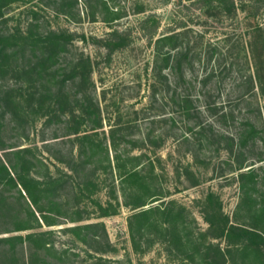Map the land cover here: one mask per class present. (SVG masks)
<instances>
[{
  "label": "rangeland",
  "instance_id": "obj_1",
  "mask_svg": "<svg viewBox=\"0 0 264 264\" xmlns=\"http://www.w3.org/2000/svg\"><path fill=\"white\" fill-rule=\"evenodd\" d=\"M178 1L0 0V163L13 166L17 182L21 171L49 188V199L40 206L52 223L41 219L20 183L0 182V264H206L201 253L191 258L178 248L164 229L151 228L141 250L134 248L129 218L137 209L124 204L116 170L103 154L91 162L79 156L75 133L93 124L70 114L72 108L81 113V102L71 97L76 92L87 93L98 106L102 124L91 132L98 131L96 140L103 147L110 146L114 128L125 135L123 147L155 161L164 196L154 205L171 199L185 205L196 219L186 230L202 243L219 242L226 250L225 264H264V248L256 261L254 251L242 257L236 245L213 238L203 212L209 202L229 224L264 233V5L236 0L232 14L216 9L200 17L192 13L193 20L178 29H183L181 46L190 49V83L178 86L192 96L188 116L185 103L174 96L179 80L174 71L166 69L165 80L153 77V46L139 30L141 19L154 14L161 20L159 31H167L182 19ZM114 28L128 30L132 41L108 57L91 36L103 37ZM51 32L65 33L66 39L60 76L65 83L59 81L52 90L29 71L37 63L33 49ZM88 58L91 76L82 81L78 71L87 72ZM73 65H79L76 79H70ZM60 88L70 94L69 104L59 98L63 95L57 97ZM251 124L256 132L249 130ZM140 132L161 135L165 142L138 148L133 143ZM21 150L28 158L22 167ZM113 155L110 149L111 160ZM243 173L251 175L243 177L249 204L243 201ZM34 232H44L46 247L20 242Z\"/></svg>",
  "mask_w": 264,
  "mask_h": 264
},
{
  "label": "trees",
  "instance_id": "obj_2",
  "mask_svg": "<svg viewBox=\"0 0 264 264\" xmlns=\"http://www.w3.org/2000/svg\"><path fill=\"white\" fill-rule=\"evenodd\" d=\"M253 1L256 6L260 4L264 5V0ZM176 6H178L177 9L179 10V13L183 14L182 19L180 17L175 19L172 25H168L167 31H159L161 20L154 14H150L141 19L139 22V30L143 33L150 45L153 46V77L165 80L167 79V76L164 71L168 68L174 71L175 76L180 80V82L178 80L176 85H174V96L176 99L179 98L185 103V106L182 108L189 116L192 110V107L189 106V103L192 104V96L185 91H180L178 86L181 87L182 84L186 82L190 83L187 79V70H191L192 68L190 67L191 62L187 60L190 56V49H183L181 46L180 37L183 34V29L180 31H178V29L186 26L188 20H193L191 17L192 13L197 12L198 17H200L201 15L199 14H204L206 13L205 11L216 9L232 14L236 8V0H189L188 3L179 0ZM180 11H183V13ZM70 37H73V34ZM91 38L92 43L107 49L108 57H111L112 53L116 50L129 46L132 41L131 33L128 30L118 28H114L103 37L91 36ZM83 39L88 41V38L85 35H83ZM65 42V33L51 32L46 40H41L42 45L39 48L33 49L32 52L33 56H36L37 63L31 67L29 71L33 73L38 80L46 81L47 83L49 82V89L51 90L53 89V85L58 86L59 81H62L63 84L65 83L60 77L62 68L61 56L64 51ZM25 51L26 50H23V52ZM5 65H11V61H8ZM84 66L87 72L83 71V73H79V65H73L70 69L72 72L70 79H76L79 76H83L82 81H84L87 78H90L92 64L89 58L84 62ZM77 71L79 76L77 75ZM252 77L253 76H251V81ZM43 84L45 83L42 82V85ZM155 85L156 84H153L152 86L155 87ZM164 86V83H162V87ZM170 89V86L167 87V90L170 91ZM154 90L156 95V93L159 92L158 86H156ZM62 92L63 90L60 88L59 92L56 93L57 97L63 95L59 98H62V102L69 104L68 100L71 101L69 99L70 94H66V92L63 94ZM79 94V92H76L73 96L71 95V97L75 102H81V113H78V115H76V113L74 114V108L69 112L70 114L72 113L74 120H77L80 123L87 124L89 122L93 124L90 130H85L82 134L78 132L75 133L77 134L75 140L80 147L79 156L81 158L85 156L87 162H91L93 159L95 160L98 158V155L103 154L101 158L106 161L112 171L116 170V175L118 176V179H120L119 189L121 193L119 194L122 196L124 204L137 209L129 218V230L134 248L136 250H141L142 240L147 238L151 228H157L161 231L164 229L171 234L172 242L178 248L182 247L184 250L192 254L190 255L191 258H195L197 253H201L206 264H225L226 250L224 251L222 249L219 242L213 243L210 241V243L207 244L202 243L198 241L196 234L192 230H186L190 227V224L196 222V219L192 216L191 212L185 205L179 204L174 199H171L168 202L165 200L160 201L156 205L153 204L154 202L161 200L164 193L160 185V178L156 173V164L152 157H148L145 152L140 153L139 155L132 154L131 149L123 147L122 145L125 143V141H123L125 140V135L114 128L110 131V146L105 145V147H103V143L100 140H96L98 131L91 132V130H96L101 127L102 124L100 116L98 115V106L92 101L87 93ZM95 106L97 107L93 110ZM250 126L251 129L249 130L254 132V125L251 124ZM138 136L139 139L133 143L138 148H142V145L146 147L149 143L158 148L165 142V139L162 138L161 135L158 136L151 132H140L138 133ZM156 138H160V141L155 145L153 142ZM230 139L234 142V137H231ZM245 142L246 139H243L239 145L240 148L245 146ZM131 148L133 149V147ZM110 149L114 152L112 160L110 157ZM26 151L27 150L20 151V167L28 162L25 153ZM10 169L13 170V166H10ZM10 169L4 163H0V182H7L14 186H17L20 183L31 203L42 212L41 219H43L48 225L52 224L48 218V214L43 213L40 206V201L43 198L49 199V188L34 176L30 175L28 177V174L25 176L21 171L20 182H17ZM253 171L254 170H251L250 173H253ZM250 176L249 173H243L240 176V178H242V190L244 191L243 201L248 204L251 202V192L250 189L245 186L243 177ZM23 191H20L21 194H23ZM55 204L56 207H59V204ZM101 208L103 211L108 212V208ZM30 212H32L33 218L39 222V218L36 216L35 212ZM203 212L204 219L209 225L208 231L215 232L213 238H225L228 246L236 245L237 248L241 250L242 257L247 256L254 251L257 261V257L262 253L260 251L264 248L263 232L238 224H229L228 218L222 213L221 209L214 207V205L209 202L204 204ZM26 240H28L27 242H34L43 247H46L48 244L44 238V232L28 233L25 237H20L21 243L26 242ZM255 251H257V253ZM211 257L213 258L211 259Z\"/></svg>",
  "mask_w": 264,
  "mask_h": 264
}]
</instances>
